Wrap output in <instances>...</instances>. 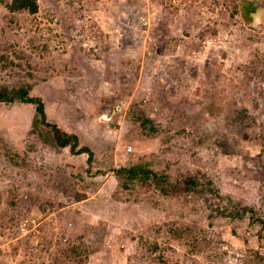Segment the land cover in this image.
<instances>
[{"label": "rangeland", "instance_id": "1", "mask_svg": "<svg viewBox=\"0 0 264 264\" xmlns=\"http://www.w3.org/2000/svg\"><path fill=\"white\" fill-rule=\"evenodd\" d=\"M248 1L250 20L246 0H37L34 14L0 0V85H29L102 172L32 131L34 105L0 103V264H75L61 249L82 242L84 264H264L253 213H220L264 218V0ZM148 160L201 188L123 191L114 170Z\"/></svg>", "mask_w": 264, "mask_h": 264}, {"label": "trees", "instance_id": "2", "mask_svg": "<svg viewBox=\"0 0 264 264\" xmlns=\"http://www.w3.org/2000/svg\"><path fill=\"white\" fill-rule=\"evenodd\" d=\"M9 12H27L34 14L38 11L37 0H1ZM245 5H249L244 12L247 20H250V14L255 11V7L251 1L246 0ZM246 7V6H245ZM249 14V15H248ZM15 102L32 104L35 108L34 117L32 119V131L37 132L39 137L44 142H51L52 145L57 146L60 149L67 148L72 155L86 154L87 167L86 171L91 175L96 173H102L101 171H91L92 163L95 159V151L87 143H82L79 134L71 131L60 129L57 123L49 121L46 113V105L43 98L39 95H32L30 93V86L22 84L16 87H8L6 85H0V103L13 104ZM245 112V111H244ZM244 112H237L235 116L238 120H243L245 116ZM134 121L138 123L140 129L148 130L147 133H155L157 126L154 122L148 118L144 113H140L134 116ZM216 144L219 145L224 152H229L228 146L224 141L217 139ZM151 161H142L131 163L125 166H120L114 170V174L119 181V186L123 191L133 189L136 184L151 183L155 181L156 188L163 195H174L182 194L186 196L190 192H195L201 188L200 180L195 176L183 177L180 181L170 180L169 175L164 171H156L150 168ZM11 203L15 202V199L10 200ZM224 205L220 213L229 215L231 217L236 216L242 218L244 212L251 211L250 219L252 224L258 223L261 226V230H264V218L255 214L254 209L243 207L242 211L238 206ZM254 211V212H253ZM167 224L168 232L176 239L180 241H188L189 237L192 236L193 230L184 225H178L174 222ZM175 224V225H174ZM259 238H263L262 232L258 233ZM197 241L196 235L192 236ZM158 244L156 241L150 244L151 250H157ZM70 251L69 253H65ZM64 253L66 257L77 260L75 264H84L87 258V247L82 243H72L66 250L61 249V253ZM72 253V254H71ZM71 254V256H70ZM256 258H263V255L256 251ZM256 259V261H258ZM72 264V263H71ZM74 264V263H73Z\"/></svg>", "mask_w": 264, "mask_h": 264}, {"label": "water", "instance_id": "3", "mask_svg": "<svg viewBox=\"0 0 264 264\" xmlns=\"http://www.w3.org/2000/svg\"><path fill=\"white\" fill-rule=\"evenodd\" d=\"M105 117H109L113 113L112 100L108 104L104 105Z\"/></svg>", "mask_w": 264, "mask_h": 264}]
</instances>
